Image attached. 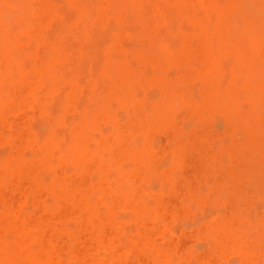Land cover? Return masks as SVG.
Returning <instances> with one entry per match:
<instances>
[{
    "label": "bare ground",
    "instance_id": "obj_1",
    "mask_svg": "<svg viewBox=\"0 0 264 264\" xmlns=\"http://www.w3.org/2000/svg\"><path fill=\"white\" fill-rule=\"evenodd\" d=\"M40 1L44 2L47 0H40ZM106 1L109 2V0H106ZM35 2H37V1H35ZM11 3L12 2H10V4ZM142 3H143V0H142ZM13 4H14V2H13ZM31 6H32V4H31ZM31 6H30V8H31ZM121 6H123V5L121 4L118 9H120ZM124 8H127V7L124 6ZM91 9H95V6H94V8L91 7ZM36 10L38 12H36L34 14V16H37V17L39 16L38 17L39 20L44 19L43 14L45 13V11L42 10V11H44V13L41 14V12H42L41 10H38V9H36ZM84 10L86 12V8ZM122 10H123V7H122ZM122 10L120 9L121 13H122ZM87 11L89 12L88 8H87ZM32 12H34V10H32L31 13ZM99 13H100V10H99ZM124 14H126V13H124ZM142 14H144V13H142ZM120 15L122 16L123 13ZM125 16L128 17V14L124 15L123 17H125ZM134 16H136V14ZM82 17H84V16H82ZM38 18L37 19L35 18V19L38 21L39 24L42 23L41 20L39 22ZM84 18H86V17H84ZM119 18H120V16H119ZM230 18L232 19L231 16H230ZM125 19H127V18H125ZM44 20H46V19H44ZM139 20H141V19H139ZM222 21H223V19H222ZM117 22H118V24H120L118 20H117ZM34 25H35V23H34ZM41 25H43V24H41ZM28 26L26 25L25 28H27ZM231 26H232V24H231ZM29 27H31V26H29ZM209 27H211V26H209ZM223 27H224V25H223ZM249 27H250V25H249ZM21 28L23 29V31H25L23 27H21ZM36 29H35V31H37ZM38 29H40V28L38 27ZM40 31L41 30H39V32ZM33 32H34V29H30V28L26 29V35H30ZM17 33H19V31ZM147 33H145V35ZM19 34H21V33H19ZM19 34H17V35H19ZM219 34H221V33H219ZM17 35L15 34L16 39L18 37V38H21V39H19V41L23 40L22 36L20 37V35L19 36H17ZM151 35H152V33H151ZM31 36H33V35H31ZM45 36H46V34H45ZM45 36H43V37H45ZM143 36L144 35L142 34V37ZM146 36L148 37L149 35H146ZM229 36H230V33H229ZM152 37H153V35L150 38H152ZM15 38L14 39L12 38L13 40L12 39L11 40L14 42ZM32 39H30V42H32L33 45H35L34 44L35 40H38L39 44L41 43L40 41H42V39L41 40L36 39V38L33 40ZM115 40H116V38H115ZM185 40H186V38H185ZM185 40H182V41H185ZM13 42L3 43L2 46L0 45L1 46L0 49L2 47L5 48L4 46L6 44L10 48L12 47L13 48V49L11 48L12 50L16 49V46H12ZM26 42L28 43V40ZM38 42H36V43H38ZM159 42H160V40H159ZM179 42L181 44V41H179ZM159 44L161 46L163 45V43H159ZM258 44L260 45V43H258ZM50 45L51 44H49L48 49H49ZM110 46H111V44H110ZM113 46H115V45H113ZM154 47H155V45H154ZM258 47H255V48H258ZM33 48H34V46H33ZM179 48L181 49L182 47L178 46V49ZM141 49H142V47L140 48V51H141ZM143 49L141 52H145V50H143ZM169 49H171V48L168 47V50ZM161 50L162 49L158 50L157 52H159V54L161 53V56H163V57H164V55H166L170 51V50L166 51V47L164 49L165 51L162 50L163 51L162 52ZM137 51H136V53H137ZM253 51H254V47H253ZM17 52H19V51H16V53ZM23 52L25 53L26 51L23 50ZM141 52H138V53H141ZM173 52H174V50H173ZM150 53H151V51H150ZM150 53H148V54L150 55ZM170 53H171V51H170ZM178 53L182 54L181 52L177 51V53H176L177 55H175V57L178 56ZM246 53H245V55L248 54V53L247 54ZM18 54H20V53H18ZM18 54H16L15 60L17 59V57H18L17 60H20L19 57H22L21 59H25V60H29V61L31 60V58L29 59V57H28V59L26 57L23 58V55H18ZM143 54L145 55V53H143ZM148 54H146V56ZM2 55H3L4 59H9L8 52L3 51ZM124 55H125V53H124ZM135 55L137 57H140L137 54H134V58H135ZM153 55H152V57L154 60H156V58H157L156 63L158 64L159 63L158 57L160 55H158V53H157V56L154 55L156 57H154ZM131 56H133V54H131ZM179 56L181 57V55H179ZM150 57H151V55H150ZM167 57L170 58L171 56H167ZM175 57H173V60L170 58L171 60L169 59V62H172V64H173ZM160 58H159V60H160ZM135 59H137V58H135ZM146 59H149V57H147ZM176 59L178 61V58H176ZM176 59H175V62H177ZM244 59H246V58H244ZM248 59H250V58H248ZM32 61L33 60H31V62ZM50 61H53V60H50ZM115 61H113V62H115ZM119 61L121 62V60H118V62ZM132 61H133V59H132ZM161 61H163V60H161ZM19 62L22 66V63H24L25 61L20 60ZM31 62H30V64H31ZM41 62L42 61H40V63H38V65L40 64L39 66L36 65L39 67V68H36L37 69L36 73L39 71V69H41V67L44 64V63L41 64ZM53 63H55V60ZM122 63H124V62H122ZM133 63L131 62V64H133ZM154 63L155 62H153L152 64H154ZM142 64H145V63H142ZM161 64L163 65V62H161ZM172 64L170 63V65H172ZM174 64H175V66H179L178 63H177V65H176V63H174ZM181 64L182 63H180V65ZM184 64H187V65H185V67L187 69L189 64L187 63V61H185ZM184 64H183V66H184ZM9 65H12V66H8V69L5 72V75L3 74L4 71H3V73L1 71V73L4 75V76H2L3 78L0 76V264H182L181 261H183L184 264H192L193 260H196V262H195L196 264H197V262H199L198 264H200V263L201 264H228L229 257L234 256V255L237 256V258L239 260V262L237 260V264H264V245H263L264 239L263 238L261 239V237H264V232H257L256 229H258V227L255 228L256 227L255 225H252L253 226L252 227L250 224H246L247 226L250 225L252 227L251 228L249 226L250 229H252V230L254 229L253 231L248 229L250 231V233L256 231V234L255 233L254 234H255V236L257 235L258 238L255 237L253 233H252L253 235L248 233L249 231H247V230L245 232H247L248 234L245 233V236H244V234L242 236L241 233L244 232L242 230H245L244 225H243L245 223V218H249V217H245V218L242 217L241 220L244 219L243 220L244 223L240 221V223H242V226H243L242 230L239 229L236 231V227H238V225H239V219L241 218L240 216H238V214L240 212H242V211H240L237 214V210L240 209V208H237V206H238L237 204H239L240 200H242L240 202H243L242 197H244V196L239 194L240 196H237V197H240V199L237 201L238 203L236 202L235 198L232 196L233 195L232 192L234 191L236 193L235 190H237L236 189L237 187L235 185H234V188L231 187V188H233L232 189L233 191H231V193L228 192L231 194L230 197L228 194H226V193L224 194V192H223L224 196L225 195L228 196V198H226L227 200L224 198L222 200H225V201L222 202L221 198H223V197H220L219 194L216 195L217 193L215 194L216 195L215 197H212V198H215V200H216L217 196H219L218 197L219 199L217 201L221 200L220 203H221L222 207L224 206L226 209H224V207H223L222 210H224V212L220 211L221 209L219 210V212H222L223 214L222 213L218 214V211L216 210L218 215H215L214 217H212L208 220L205 219L206 221L203 219L201 220V218H198L200 216V214L198 216L194 217L192 215L191 211H189V209L183 203V201H186L187 199L191 198V197L190 198L187 197L185 200L183 198V195L190 188H193V186H194L193 176H196L199 173V171H202V172L205 171V169H206L205 160H207V159H214V160L218 159L219 160V158L217 157L218 153L216 152V154H214L209 149L207 142L202 141V139L198 135L199 133L201 134V132H199V133L195 132V130L197 128H195V130L190 132L188 135L186 133V135H183L182 138H181V136L179 137V138H181V141L179 142V144L176 147V153H175L176 156H174L175 154L173 151V150H175V148H173V145H171V144L169 145L168 143H165L163 145V147L160 149V152L158 151L157 153H155L157 150H155V151H153L154 149L152 150L151 143H149L150 140L146 141V138H148L147 136H149L152 133L163 130V128H166V126L169 128L168 132L171 135H173V134H175L174 136L181 135L179 129L177 130V128H175V126L171 124V123L174 124L178 118L175 116L172 118V116H173L172 115L171 120H169V119L165 120V118L163 119V115L161 116L160 113H155L157 110H159V111H161V110L158 109V106L155 105V103L153 104L151 102H150L151 107L153 106V108H154V106H156L157 109H155L156 107L154 109H152L150 107L149 112L151 110H153L155 112L151 111L152 114H150L151 116H149V112H146V109H145V106L147 104V103H145V100L143 99L145 105L140 100H135L134 102L131 103L132 106H129V110H127V113L129 114V111H132L136 115L135 116L132 115L131 120L126 125H124L122 127L116 126L117 129H115L114 125H113V127L112 126L108 127L111 124L106 123V125H105V124H103V122H116V117H115L116 113L113 110H110L108 103H109V101H111L110 102L111 104H115L116 102L119 105L124 104L125 102L123 101V97L125 95L123 96L121 93V96H120L118 94L122 90H125V89H122L117 94L114 93V90L113 91L109 90V95H108V93L105 92V95H108L109 97L105 98V95H104L105 99L99 98V100L100 99L102 100V105L100 102V105H98V107H96V109L101 107V106H103V107L99 108V110H97V111H95V109H94L92 111V113H91L90 108H89L90 114L87 113L88 112L87 108L85 110H83V112H82L81 111L82 108L80 107L81 105L77 104L80 112L75 111L77 114L76 113L75 114L71 113V114H73L76 117V119H78V118L80 119V117H81L80 114L82 112V115L84 117L82 116L81 121L76 122V123H75L76 119L74 117V120L70 121L72 125L71 124L69 125L70 122H66V120L63 118L59 119V121L62 122L64 125H66V127L69 129V130H67L65 127H63L64 130L59 132L60 130H58V129H60L61 127L58 128V126H55L54 124L49 122V120L47 121V123L49 125H47L46 121H44L46 119V115H47L48 116L47 118H51L50 120H53L52 122H58L57 120H54V118H52V116H50L48 114V112L44 113V105L46 102V97L44 96V92H48V91L46 88H44V84L41 80H39L38 78L32 79L35 75L39 76L40 73L39 74L35 73V75L33 76L32 74H30L31 69L28 70L29 72L23 71V69L27 66L26 63L23 66L24 68L22 67V69H20L19 71H18V68L20 66H14L13 63L9 64ZM119 65H122V64H119ZM127 65L125 66V68L127 67ZM158 65H160V64H158ZM30 66H27V67L30 68ZM163 66L166 67V65H163ZM163 66H162V68H163ZM2 67H4V66H2ZM15 67H16V69H15ZM109 67H110V65H109ZM130 67H132V66H130ZM185 67H183V69L185 71V72H182L183 75H180L181 72L178 71V73L176 74L178 76H176V78L180 79V81L182 82L181 79L184 76L185 78H183V83H185V82L188 83L189 81L192 82L194 80V76L191 75L190 73H189L190 75L187 74V76H185L184 73H188V72H186ZM137 68H138V66H137ZM51 69H53V68L51 67L50 70ZM107 69H108V67H107ZM165 69L164 68L161 69V67L159 69H157V72H159L158 70H160L161 74L158 73V76L154 77V80L160 82L163 85V87H162V85H160V83L158 85L156 84L157 82L154 83V86L155 85L161 86V89L158 87V89H160V91L162 89H164L166 86V88L164 89L166 94L163 91H161V92H163L162 95L164 94L166 96V98H164L165 96L163 95V98L161 100L164 101L165 104L167 102H169L170 104H173L172 102L174 100H172V99L174 97L172 98L171 95L174 94L173 93L174 91L172 90V93H171V91H169V88H171V86L173 84L172 88L175 89V91L177 88H179L178 92H180L181 94L178 93V95L183 96V98L180 96L182 98L181 99L182 101L180 100V102H182L183 105L181 103H179L178 98H180V97L177 96V91H176L175 96H177V97L174 98L176 103L171 106L172 110H174L173 108H174V106H176V104H177V106L182 105L180 107L188 116L199 117L202 113H200V110L195 106L194 101L189 99L190 95L187 96V95L183 94V92H185V90H186V86H185L186 83L185 84H183V83L176 84L175 82L178 83V81L176 78H173V81L174 80H176V81H174V83H172L171 82L172 79L171 80L168 79L169 82H171V84L168 82V85H166L168 80L167 79L164 80L165 78H164L163 74L165 75L164 72L169 71V70H165ZM113 70H115V69H113ZM121 70L123 73H125V69L123 70L121 68ZM153 70L155 71L156 69L154 68ZM17 71H18V76H17L18 78H16V76H14L15 77L14 78L12 75L14 74V72H15V75H17L16 74ZM134 71H136V70H134ZM134 71H133V73H135ZM45 72H47V70ZM116 72H117V70H116ZM130 72L132 73V69L130 70ZM6 73H7V75H6ZM31 73H34V72L32 71ZM52 73H53V71H52ZM52 73H50V75ZM126 73H125V75L127 76ZM135 74L137 75V71ZM167 74L168 73H166V75ZM111 75H113V72ZM116 75H119V74H116ZM179 75L181 76V78H179ZM231 75H232V73H231ZM11 76L14 79H12ZM122 76H124V75H122ZM132 76H131V78H132ZM160 76L163 77L164 79L161 78ZM44 77H47L46 73H45ZM137 77H138V75L135 76L134 78H137ZM166 77L168 78V76H166ZM141 78H144V77H141ZM123 79H124V77H123ZM47 80H49V77L47 78ZM144 80L145 79H142V82ZM253 81H255V80L253 79ZM6 82H7V84H6ZM196 82L198 84H201V82H199L198 80ZM175 84H176L177 88H175L176 87ZM181 84L183 86H185L184 91H182L184 89V87H178V85H181ZM217 84H221V82L217 83ZM244 84H246V83L244 82ZM6 85H8V86L6 87ZM107 85L110 86V84H107ZM253 85H254L253 89L250 88V94H248L249 95V97H248L249 99H247L248 104H249V102L251 103V99L255 98V96L258 97L257 94H260L264 90L262 88V85H263V82H262L259 86L263 90L261 89L260 93L259 92L257 94L254 93V97H252L250 99V97L253 96V92H256V91H254V90H256V89H254L255 84H253ZM9 86L10 87L12 86L11 87L12 89L9 88ZM105 86H106V84H105ZM126 86H128V85H126ZM126 86L124 85V87L123 86L122 87L125 88ZM167 86H169L168 90H167ZM100 87H102V86H100ZM222 87H224V86H222ZM130 88L132 89V87H130ZM180 88H182V89L180 90ZM215 88H217V86ZM245 88H246V86H245ZM117 89L118 88H116L115 90L117 91ZM89 90H90V88H89ZM104 90H106V89H104ZM235 90H237V89H235ZM205 91H204V93H206ZM240 91H242V90H240ZM89 92H91V91H89ZM92 92H93V90H92ZM123 92H124V94L127 93V91H126V93H125V91H123ZM168 92H169V94H168ZM224 92L225 91H223V94H224ZM246 92H244V93H246ZM100 93H102V92H100ZM170 93H171V95H170ZM168 95H170L169 98H167ZM213 95H215V94H212V96ZM222 95L218 94L215 96H217V99L219 100L221 98L220 96H222ZM262 95H263V93H262ZM89 96H90L89 100H91V98H93V96H91V95H89ZM172 96H174V95H172ZM80 97H82V96H80ZM100 97H101V95H100ZM224 97L225 96L223 95V98ZM227 97L229 99L231 98L230 96H227ZM49 98H50V96H49ZM170 98H171V102L168 101V100H170ZM203 98H202V100H203ZM67 99H69V96H68V98H67V96L64 97V103H63L64 108H67V105L69 104L68 102H70V101H68L67 102L68 104H65ZM106 99H109L108 102L105 101ZM211 99H209L208 101H210ZM217 99L215 100V102L217 101ZM72 100L73 99H71V101ZM81 100L82 99H80L79 101H81ZM220 100H222V99H220ZM226 100L224 101V104H225ZM261 100L256 101L259 112L264 111V110H262V108L264 106V104L262 103L264 101V98H263L262 102H261ZM132 101H133V99H132ZM229 101H231V100H229ZM177 102L179 103V105ZM218 102H216V103L218 105H220L221 102L220 101H218ZM260 102H261V104H260ZM73 103H75V102H73ZM89 103H92V102H89ZM128 103H129V101H128ZM222 103H223V101H222ZM227 103L229 104V102H227ZM117 104H115V105H117ZM170 104L169 105L167 104V105L170 106ZM231 104L232 103H230V105ZM259 104L260 105L263 104L262 108H260L261 106L260 107L258 106ZM201 105L203 106V104H201ZM221 105H223V104H221ZM70 106L72 107L73 105H70ZM82 106H84V105H82ZM89 106H90V104H89ZM211 106H214V104L213 105L211 104ZM236 106H237V104H236ZM239 106H237V108ZM171 107H169V108L171 109ZM214 107H216V106H214ZM224 107L225 106H223V108ZM217 108H219V107H217ZM27 109L32 110L35 115H39V116L43 115V113H44V116H41V117L38 116V118L36 120L35 117H31L26 113ZM234 109H236V108H234ZM228 110H230V109H228ZM228 110H226V112ZM239 110H241V108L236 110V111L238 112ZM84 112H86L87 114L85 115ZM93 112H95V114H93ZM221 112H222V110H221ZM78 113H80V114L78 115ZM175 113H177V112H174V115H175ZM209 113L210 112H205L202 115L205 114L206 118H207L208 115H212V114L214 115L216 112L210 113V114ZM228 113H230V111H228ZM233 113L234 112H232V115L234 116ZM250 113L252 115L249 116L248 114H250ZM250 113H248L247 116H242L243 114L240 116H242L244 119H246L247 123H248V121H249L248 119H250V117H252V118L256 117V116H254L255 113H253V112H250ZM128 114L126 115L125 118H130L128 116ZM228 115H230V114H228ZM61 116L59 115V118ZM86 116H88V117H86ZM223 116L224 115H222V117ZM236 116H237V114L235 115L234 119H236ZM247 117H248V119H247ZM263 117H264V114L262 115V119H263ZM239 118H241V117H239ZM127 120H129V119H127ZM168 120H169V123L166 122ZM231 120H233V118ZM255 120L257 121V118H255ZM37 121H41L43 124L45 123L47 125L46 126L47 130L44 131V132H46V135L44 132H43L44 134H41V132H40V134H39V132H37V133L35 132V130H34L35 124L33 126V123H35ZM195 121H197L198 123L201 124L200 120H195ZM232 122H234V120ZM223 123H224V121H223ZM236 123H238V121L235 122V124ZM247 123H245V126L248 125ZM100 124H101V126L103 125L102 127L106 126L107 128L104 127L103 130L101 129L102 133L105 135L100 134L101 136L99 137L97 131H99ZM249 125L251 126V124H249ZM51 126H52V128H51ZM53 127L56 129L51 130V129H53ZM108 128H111L112 132H109L110 130ZM239 128L241 129V127H239ZM105 129H107L106 130L107 132H105ZM257 129L260 130V128H257ZM66 130H67V132H66ZM235 130H236V127H235ZM237 130H239V129H237ZM244 130H245V128H244ZM36 131H39V130L36 129ZM58 132L61 135L60 137L63 139L62 141L55 134ZM93 132L97 133L96 137L98 136V140H97L98 146L96 148H93V147H95L94 144H96V143H94L95 139L93 137ZM249 132H251V131H249ZM261 132H262V130H261ZM61 133H63V134H61ZM210 133H211V130L209 133H206V134H210ZM234 133H235V131H234ZM234 133H232L230 138L232 136H235ZM258 133H259V131H258ZM166 134H163V135H166ZM253 134H255V133H253ZM62 135L67 136V137H65L66 141L64 140V137H62ZM140 135H142L143 137L142 136L140 137ZM228 136H226V137H228ZM68 137L69 138L71 137V139L68 140ZM144 137H146V138H144ZM158 137H156V138H158ZM206 137H207V135H206ZM137 138H138V140H137ZM132 139H133V141H132ZM135 139L137 141H140L141 145L140 144L137 145L136 144L137 141H134ZM143 139H145L144 142H142ZM171 140H169V141H171ZM174 140H177V138L173 139V141ZM69 141H70V143H69ZM153 141L155 142V137H154ZM65 142H67L68 144L66 145ZM133 142H135V143H133ZM229 142H230V139H229ZM232 142H233V140H232ZM90 143L92 145H90ZM129 143H133V145L129 144ZM214 144H216V143H214ZM221 144L222 143H219V145H221ZM230 144H231V142H230ZM261 145L262 144L260 143V146ZM171 146H172V153H173L172 156H174L175 158H172L171 156L170 157L172 159H176V160H174L172 163H170L171 160L169 159L168 163L167 162L166 163H167V166L170 165V167L168 166V168L165 169V167H167V166H165L166 164H165L164 157H163L164 161L161 159V161H163L162 163L158 164V161L160 159V154L168 152L169 150L171 151ZM130 147H132V148H130ZM213 147H211V148H213ZM222 147H223V145H222ZM244 148H241V149H243V151H244ZM237 149H239V148H237ZM241 149H240L241 152L238 150L239 153H242ZM260 149H261V147H260ZM215 151H218V150L216 149ZM220 151H218V152H220ZM246 153H248V152H246ZM178 155H180V158H179L180 161L178 159ZM244 155H245V153H244ZM235 156H236V154H235ZM238 156L241 157V159H245V158H242V156H240V154L239 155L237 154V157H235V158H238ZM247 156H249V155H246V157ZM221 158H222V156H221ZM262 158L264 160V157H262ZM246 159L249 160L248 158H246ZM223 160H225V159H223ZM255 160H256V157H255ZM126 161L131 162L133 167L130 169L126 168V166H127L125 163ZM239 161L241 162L240 158H239ZM239 161H238V163H239ZM229 162H230V159H229ZM257 162H259V161H257ZM233 163H235V162H233ZM238 163L236 162L235 164L238 165ZM253 163H256V161L254 162V160H253ZM162 164L163 165L165 164L164 169L162 168L163 167ZM212 164H213V161H212ZM222 164L224 165V163H222ZM160 165H161V168H160ZM234 165L232 164L230 168H232V166H234ZM207 166H210L209 163H207ZM229 166H227V167H229ZM224 167L226 168V166H224ZM239 167H241V166H239ZM178 168H179V170H178ZM159 169L161 171H162V169L164 170L162 172V174L159 175V181L160 182L158 181V179L156 177L157 176L156 170L160 171ZM180 169H182L183 173H181L182 171ZM218 169H216V170H218ZM253 169H256V168H253ZM177 170L179 171V173L181 175L177 172ZM225 170H228V169L226 168ZM239 170L242 171V169H239ZM222 171H224V168ZM152 172H154V173H152ZM231 173H233V174L236 173L235 175H237V171L235 173H234V171ZM231 173H230V175L232 176ZM239 173H240V171H239ZM255 173L256 172H254V174ZM154 174H155V176H154ZM151 175H152V178L156 177V179L155 178L154 179L160 183V184H157L159 187V188H157V186L153 185V183H155L154 179L152 180V182L154 181L153 183L150 182L152 186H155L153 189L156 188L157 190L155 189V190L151 191L152 187L149 185L150 183L148 184V182L151 181V179H152ZM230 175L228 176V178L230 177ZM110 176H112V179L115 178V180H112L110 178ZM213 176H215V175H213ZM213 176H211V180H213L212 179V178H214ZM221 176H223V175H221ZM224 176L226 177V175H224ZM238 176H240V175H238ZM246 176L248 177V174ZM230 178L228 179V181L230 180ZM232 178H234V175ZM236 179L238 180L237 177H236ZM236 179L234 178V182ZM211 180L208 182L210 184L209 188L211 187V184H212ZM226 180L224 178V183ZM231 180H230L229 184L232 183ZM224 183H222V184H224ZM226 184L224 185L225 187H226ZM235 184H237V182ZM202 185H204V183ZM214 185H216V184H212V187ZM148 186H150V188ZM165 187H167V188H165ZM222 187H220V188H222ZM240 187H241V184H240ZM147 188H149L150 190H148ZM166 189H167V191H166ZM227 189H228V187H227ZM203 190H204V188H203ZM209 190H211V189H209ZM157 191H159V192H157ZM156 192H157V194H156ZM238 192H240V191L238 190ZM199 193H200V191H199ZM212 193L214 194V192H212ZM240 193H242V191ZM213 194H212V196H213ZM223 194L221 196H223ZM244 195H246V193ZM196 196H198V195H196ZM208 196L211 197V195L209 193H208ZM227 196H225V197H227ZM182 198H183V200H182ZM215 200H214V202L216 203ZM187 202H188V200H187ZM194 202L197 205H199L197 203V201L193 200L192 203H194ZM192 203L191 202L188 203L189 206L192 205ZM223 203H224V205H223ZM196 204H193L194 207ZM210 204L213 205V201ZM242 205H243V203H242ZM245 206L242 208V210L245 208ZM199 207H200V205L197 208H199ZM191 208H192V206H191ZM200 208L202 209V206ZM217 209H219V208H217ZM245 209H248V207ZM192 211H193V208H192ZM213 213H214V211H213ZM204 214H205V212H203V215ZM183 216H192L193 217L192 221H194L196 223L192 229L190 228L191 230H181L177 234V232L175 231V228L173 229V226L175 227L176 225H179L181 222L179 224H177L179 222L178 220H180V217H183ZM205 217H207V216H205ZM187 219L189 221H191V218L189 219V217H188ZM198 219H200V220H198ZM249 219H246V220L248 221ZM263 220H264V218H263ZM181 221L184 222V220H181ZM254 221H255V219H254ZM251 223L253 224V222H251ZM255 223H257V222H255ZM191 224H192V222H191ZM259 224L261 225L262 228H264V226H262L261 222ZM239 226H241V224ZM239 231H241V232H239ZM259 233L262 235L260 236ZM248 235H249L250 239L254 237L253 239H251L252 244H251V242L248 243L247 239H245V237ZM255 238H257L258 241L255 240ZM262 240H263V243H262ZM198 241L206 243L207 248L204 249L205 251H203V249H202V252H200L199 250H196L195 246H192V245H195L193 243L197 244ZM256 241L259 244V246L257 243L256 244L254 243ZM261 244L263 246V249L260 248ZM251 245H253V246L256 245V247H252ZM254 248H257V250ZM258 249H259V251H258ZM260 250H262L263 252L260 253ZM196 251H199V253Z\"/></svg>",
    "mask_w": 264,
    "mask_h": 264
},
{
    "label": "rangeland",
    "instance_id": "obj_2",
    "mask_svg": "<svg viewBox=\"0 0 264 264\" xmlns=\"http://www.w3.org/2000/svg\"><path fill=\"white\" fill-rule=\"evenodd\" d=\"M35 1H37L38 3ZM10 2H12V3L10 4ZM13 2H14V4H13ZM117 2L119 4L121 3L123 5L120 8L122 10V7H123V10H122L123 15L122 16L120 15V14H122L120 9H118L121 4L119 5ZM31 4H32V6H31ZM30 6H31V8H30ZM94 6H95V9H91V7L94 8ZM124 6H126L127 8H124ZM85 8H86V12L84 10ZM87 8H88L89 12L87 11ZM36 9L41 10V11L44 10L46 13L45 14L44 11L41 12V14L44 13L43 14L44 16L43 15L42 16L46 20L40 19L42 22L40 24L36 20L39 16L38 17L34 16V14L36 12H38ZM30 10L31 11L34 10V12H32L33 14L31 13ZM99 10H100V13H99ZM124 13H126V14H124ZM134 13L136 14L137 17L134 16L135 15ZM142 13H144V14H142ZM127 14H128V17L127 16L123 17L124 15H127ZM82 16H84L86 18H84ZM119 16H120V18H119ZM230 16L232 17V19L230 18ZM125 18H127V19H125ZM139 19H141V20H139ZM222 19H223V21H222ZM38 20H39V18H38ZM40 20H39V22H40ZM117 20L119 21L120 24H118ZM34 23H35V25H34ZM41 24H43V25H41ZM222 24L224 25V27ZM231 24H232V26H231ZM26 25L27 26L29 25L31 27L28 26L27 28H25ZM208 25L211 27H209ZM249 25H250V27H249ZM21 27H23L25 31H23V29ZM38 27L40 29H38ZM29 28L34 29V32L30 35H26V29H29ZM35 29L37 31H35ZM39 30H41V31L39 32ZM18 31L21 34L17 33ZM144 32L145 33L148 32L149 34L147 33L146 35H149L150 37L153 35V37L152 38H150L149 36L147 37ZM151 33H152V35H151ZM219 33H221V34H219ZM229 33H230V36H229ZM15 34L16 35L19 34L20 37L22 36L23 40L19 41V39H21V38H18V37L16 39ZM45 34H46V36H45ZM142 34L144 35L143 37H142ZM19 35H17V36H19ZM31 35H33V36H31ZM43 36H45L46 38ZM263 36H264V0H143V3H142V0H139V1L138 0H132V1L131 0H121V1L120 0H109V2H107L106 0H47L44 2H41L40 0H11V1L10 0H0V45L2 46L3 43H5V42L11 43V42H13L12 40L15 38L14 42L12 43V46H16V49L12 50L13 48L11 47L12 48L11 49L6 44L4 46L5 48L2 47L3 49L2 48L0 49V76L2 77L5 75V72L7 71L8 66H12L9 64H12V63L14 64V66H20L19 68L17 67L18 71L20 69H22V67L24 66L25 63L27 64V66L31 65L30 68L27 66L25 68L23 67L24 68L23 71L29 72L28 70L31 69L30 71L31 72L33 71L34 73L30 72V74H32L34 76L36 73V70H37L36 68H39L38 66L40 65V64L38 65V63H40V61H42L41 64L42 63H44V64H43V66L41 65L42 67L40 66L41 69H39V71L37 72L38 74L40 73L42 76L39 74V76L35 75L34 77L32 76L33 78L32 77L31 78L32 79L38 78L39 80H41L44 84V88L47 89L48 92H44V96L46 97V102L44 105V113L48 112V114L50 116H52V118H54V120H57L58 122H52L53 120H50L51 118H47L48 117L47 115H46L47 120L46 119L45 120L43 119V120L46 121V123L49 120V122H51L55 126H58V128L61 127L60 129H58V130H60L59 132L64 130L63 127H65L67 130H69L66 127V125H64L62 122L59 121V119L63 118L66 120V122H70L71 120H74L75 116L73 114L76 113L75 111L80 112L77 104L81 105L80 107L82 108V110H81L82 112H83V110H85L87 108V110H88L87 113L90 114V111L92 113V111L94 109H95V111H97V110H99V108L103 107V106H101V107L96 109V107H98V105H100V102L102 105L101 99L104 98L105 92L108 93V95H109V90L110 91L114 90V93L117 94L122 89H125V90H122L118 94L120 96H121V93L123 96L125 95L123 97V101L126 104L124 103L122 105H119L115 101L116 102L115 104H117V105H115V104H111L110 103L111 101H109L108 106L110 107V110H113L116 113V114L114 113L115 117H116V122H103V124H105V125H106V123L111 124L108 127H111V126L113 127V125H114L115 129H117L116 126L122 127V126L126 125L131 120V118H132L131 116L136 115L132 111H129V114L127 113V110H129V106H132L131 103L134 102L135 100H140L141 102H143L144 105H145V103H147L145 106L146 112H149L150 107H151V103H153V104L155 103V105H157L158 109H160L161 111H159V110H157L156 112L153 110H151V111L155 112V113H160L161 116L163 115V119L165 118V120L166 119L171 120L174 116L178 118L174 124L173 123H171V124L174 125L175 128H177V130L179 129L181 135H176V136H174L175 134L171 135L168 132L169 128L166 126V128H163V130L150 134L149 136H147L148 138L144 137V138H146V141L147 140L151 141V142L149 141V143H151L152 150L153 149H154L153 151L157 150L155 153H157L158 151L160 152V149L163 147V145L165 143H168L169 145L170 144L173 145V148H175V150H173L174 154H175L176 153V147L179 144V142L181 141L182 136L186 135V133L188 135L190 132L195 130V128H197L195 130V132H197V133L201 132V134L199 133L198 135L200 136L202 141L207 142L209 149L214 154H216V152L218 153V156L217 155L216 156L219 158V160L218 159H215V160L214 159H207V160H205V166H206L205 171L204 172L199 171V173L196 176H193V178H194L193 179L194 180L193 188H190L183 195V198L185 200L187 197L188 198L191 197V198L187 199L188 202L186 200V201H183V203L189 209V211H191V213L194 217L198 216L200 214V216L198 218H201V220L202 219L208 220V219L214 217L215 215L221 214L222 212H219L220 209H221L220 211L224 212V210H222L224 206L222 207L220 202L222 199L228 198L227 195H225L227 197L224 196L225 193L228 194L229 197L231 196L230 193H231V191H233L232 189L234 188V185H235L237 187L236 188L237 190L234 189L236 191V193L233 191L234 193L232 192V194H233L232 196L235 198L236 202L240 199V197H237V196H240L239 194L244 196V197H242L243 202H240V201H242V200H240L239 204H237L238 205L237 208H240L239 210H237V214L240 211H242V212H240L238 214V216L241 217L239 219V225L241 224V226L238 225V227H236V231L239 229L242 230L243 226H242V223H240V221L243 222V220H244V219L241 220L242 217L243 218H245V217L250 218V219L245 218V223L243 222L245 230H242L244 232L241 234H242V236H243V234L245 236V233L246 234L250 233V231L248 229H250V227L252 225H255L256 226L255 228L258 227V229H256L257 232H264V228H262L261 225L259 224L261 222L262 226H264V220H263V218H264V160L262 158V157H264V155H263L264 154V134H263L264 133V117L262 119V115L264 114V111L259 112V109H258L257 104H256V101H260L261 99L263 100V98H264V96H263L264 95V90H263L264 89V37ZM114 37L116 38V40ZM32 38L33 39L36 38L39 40L42 39V41H40L41 43L39 44L38 40H35V42H34L35 45H33V43L30 42V39H32ZM185 38H186V40H185ZM181 39L185 40V41H182ZM27 40H28V43L26 42ZM159 40H160V42H159ZM179 41H181V44ZM36 42H38V43H36ZM159 43H163V45L161 46ZM258 43H260V45ZM49 44H51V45L48 49ZM110 44H111V46H110ZM113 45H115V46H113ZM154 45H155V47H154ZM177 45L179 47H182V48L181 49L179 48L180 49L179 50ZM33 46H34V48H33ZM141 47H142V49L144 48L143 50H145V52H141L142 49L140 51ZM165 47H166V51L168 50V47L171 48L169 50L171 51L172 54L168 50L169 52L166 55H164V57H163V56H161V53L159 54V52H157V51L160 49L164 50ZM253 47H254V51H253ZM255 47H258V48H255ZM172 49L174 50V52ZM15 50L19 51V52L16 53ZM23 50L26 51L25 52L26 54L23 52ZM135 50L136 51L138 50L137 53ZM3 51L8 52L9 59L3 58V55H2ZM150 51H151V53H150ZM177 51L181 52L182 54L178 53V56L175 57V55H177L176 54ZM129 52L131 54H133V56H131V54ZM138 52H141V53H138ZM15 53L16 54L20 53L18 55H23V58L26 57L27 59L29 57V59L31 58V60H33V61L31 62V60L29 61V60L21 59L22 57H19L21 61H25L24 63H22V66H21V64L19 62L20 60H17L18 57L15 60V58H16ZM124 53H125V55H124ZM143 53H145V55ZM148 53H150L151 57ZM157 53H158V55H160L158 57V61H159L158 64H160L161 66L156 63L157 58H156V60H154L152 57L153 54L157 56ZM245 53L247 55H245ZM134 54H137L138 56H140V57H137L135 55V58H137L138 60L134 58ZM146 54H148V55L146 56ZM179 55H181V57ZM156 56H154V57H156ZM167 56H171L170 58L172 60H173V57H175V59L178 58V61L180 60L181 62L180 61L178 62L177 59H176L177 62H175V59H174L173 64H172V62H169L170 58H168ZM147 57H149V59H146ZM159 58H160V60H159ZM244 58H246V59H244ZM248 58H250V59H248ZM132 59H133V61H132ZM50 60H53V61H50ZM54 60H55V63H53ZM112 60L115 61L116 63L113 62ZM118 60H121V62L120 61L118 62ZM161 60H163V61H161ZM185 61H187V63L189 64L187 69L185 67V65H187V64H184ZM30 62H31V64H30ZM122 62H124L125 64ZM131 62L132 63L134 62V63L131 64ZM153 62H155L156 64L155 63L152 64ZM161 62H163V65H166V67L163 66L161 64ZM142 63H145V64H142ZM170 63L172 65H170ZM174 63H176V65L178 63L179 66H175ZM180 63H182V64L180 65ZM119 64H122V65H119ZM183 64H184V66H183ZM1 65L4 67H2ZM36 65H38V66H36ZM109 65H110V67H109ZM126 65H127V67L125 68ZM130 66H132V67H130ZM137 66H138V68H137ZM159 66L161 67V69L166 68L165 70H169L166 72L163 71L165 73V75H166V73H168L166 75V76H168V78L164 74H163V76L165 79L163 77H161L162 75L160 77L163 78L164 80H166V79L171 80L172 79L171 80L172 83H174V81H176V80L173 81V78H176V76H178V75H176L178 73V71L181 72L180 75H183L182 72H185L183 67H185L186 72H188V73H184L185 76H187V74L190 73L191 75L194 76V80L192 82L189 81L188 83L185 82L186 83L185 84V83H183V78H185L183 76L181 79L182 82L180 81V79L176 78L178 83L177 82H175V83L176 84H180V83L185 84L187 91L185 90V86H183L182 84H181L182 86L178 85V87H184V89L182 91L185 90V92H183V94L187 95V96L190 95L189 99L194 101V104L200 110V113L203 114L205 112H210V113L216 112L215 113L216 115L215 114L214 115L213 114L208 115L207 118H206L205 114L204 115L201 114L199 117L188 116L180 107L183 105L182 102H180V100L183 98V96L180 95L182 97L181 98L178 95V93H180V92H178L179 88H177L176 84H175L176 87L175 86L174 87L178 89V90L176 89L177 96L180 97V98H178V100H179V103H181L182 105L177 106V104H176V106H174V108H173L174 110H172L171 106L176 103L174 98L177 97V96H175V94H176L175 89L172 88L173 84L171 86L172 89L169 88V91H171V93H172V90L174 91L173 92L174 94H172L174 96H172L170 93L171 97L172 98L174 97L172 99V100H174L172 102L173 104H170L169 102H167L165 104L164 101H162L161 99L163 98V95H164V94L162 95V93L163 92L165 93L164 89L166 88V86L164 89L161 90L163 92H161L160 91V89H161L160 85H162V84L160 82L154 80V77L158 76V73H160V70H158L159 72H157V69L160 68ZM162 66H163V68H162ZM51 67L55 70L54 71L53 69H51L53 71V73L50 70ZM107 67H108V69H107ZM121 68L123 70L125 69V73L127 72L126 73L127 76L125 75V73L122 72ZM154 68L156 69L155 71L153 70ZM15 69H16V67H15ZM113 69H115V70H113ZM131 69H132V73L130 72ZM46 70H47V72H45ZM116 70H117V72H116ZM134 70L137 71V75H138L137 78L138 79L134 78L135 76H137L135 74L136 71H134ZM1 71H2V73L4 71V73H3L4 75L1 73ZM18 71L16 72L17 75H15V72H14V74L12 73L13 74L12 76L13 77L16 76V78H18L17 77ZM133 71L135 73H133ZM112 72H113V75H111ZM45 73L47 74V77H44ZM50 73H52V74L50 75ZM115 73L119 74V75H116ZM231 73H232V75H231ZM6 75H7V73H6ZM122 75H124V76H122ZM180 75H179V78H181ZM12 76H11V78H12ZM131 76H132V78H131ZM48 77H49V80H47ZM123 77H124V79H123ZM141 77H144V78H141ZM14 78H12V79H14ZM142 79H145V80L142 82ZM253 79L255 81H253ZM169 80L167 81V83L165 82L166 85H168ZM197 80L199 82H201V84H198L196 82ZM171 82H169V83L171 84ZM220 82H221V84H217ZM244 82L246 84H244ZM262 82H263V85H262L263 89L260 88V86H259ZM154 83H156L157 85L160 83V85L154 86ZM6 84H7V82H6ZM105 84L107 87L105 86ZM107 84H110V86ZM253 84H255L254 89H256V90H254V91H256V92H253V96H251L250 99L252 97H254V93H256V94L258 92L260 93L261 89L263 91L260 94H257L258 97L255 96V98L251 99V103L249 102V104H248V102H247L248 101L247 99H249L248 94H250V88L253 89V86H254ZM8 85H6V87ZM121 85L123 87H124V85L125 86L128 85V86L123 88ZM100 86H102V87H100ZM169 86H167V90H168ZM216 86H217V88H215ZM222 86H224V87H222ZM245 86H246V88H245ZM11 87L9 86V88H11ZM130 87H132V89ZM158 87L160 89H158ZM162 87H163V85H162ZM218 87L219 88L221 87V88L219 89ZM89 88H90V90H89ZM116 88H118L117 91L115 90ZM234 88L237 90H235ZM104 89H106V90H104ZM181 89L182 88H180V90ZM92 90H93V92H92ZM240 90H242L243 92ZM89 91H91V92H89ZM123 91H125V93L127 91V93H126L127 95L124 94ZM204 91L206 93H204ZM223 91H225L224 94H223ZM100 92H102V93H100ZM244 92H246L247 94ZM262 93H263V95H262ZM168 94H169V92H168ZM212 94H215V95H218V94L222 95L223 94L225 97L223 98V95H222V96H220L221 97L220 99H222V100H220V99L218 100L217 96H215V95L212 96ZM48 95L50 96V98ZM89 95L93 96V98H91V100H89L90 99ZM100 95H101V97H100ZM108 95H105V98H108L109 97ZM170 95H168L167 98H169ZM66 96H67V98L69 96V99L66 100L65 104H68V103L69 104L67 105V108H64L63 103H64V97H66ZM80 96H82V97H80ZM227 96H230L231 98L229 99ZM99 98H101V99L99 100ZM164 98H166V96ZM202 98L204 101L202 100ZM215 98L217 99L216 102L220 101L221 104H223V105H221V104L218 105L215 102V100H216ZM71 99H73L72 101L75 103H73L71 101ZM80 99H82V100L79 101ZM132 99H133V101H132ZM143 99L145 100V103H144ZM209 99H211V100L208 101ZM108 100L109 99H106L105 101L108 102ZM127 100L129 101V103ZM225 100H226V102L224 104ZM229 100H231V101L233 100V101L231 102ZM262 100H261V102H262ZM68 101H70V102H68ZM168 101L171 102V98ZM222 101H223V103H222ZM89 102H92V103H89ZM227 102H229V104ZM261 102H260V104H261ZM88 103L90 104L91 107L89 106ZM179 103H178V105H179ZM230 103H232V104L230 105ZM262 103L264 104V101ZM167 104L168 105L170 104V106H168ZM201 104H203V106ZM211 104L212 105L214 104V106H216V107L211 106ZM236 104H237V106H239L241 104L239 106L241 108V110H239L238 112L236 110H238L240 108L239 107L237 108ZM260 104L258 106L259 107L261 106L260 108H262L263 104L262 105H260ZM70 105H73V106L71 107ZM82 105H84L85 107ZM223 106H225V107L223 108ZM155 107L156 106H154V108ZM169 107H171V109ZM217 107H219V108H217ZM89 108H90V111H89ZM151 108L154 109L153 106ZM234 108H236V109H234ZM263 108H264V106H263ZM263 108H262V110H264ZM155 109H157V107ZM228 109H230V110H228ZM221 110H222V112H221ZM226 110L230 111V113H228V111L226 112ZM151 111L149 112V116H151L150 114H152ZM82 112H81V114L78 113V115L80 114V116H81V117L79 116L80 119L79 118L76 119V117H75V119H76L75 123L81 121L82 116H83ZM174 112H177V113H175V115H174ZM232 112H234L233 113L234 116L232 115ZM250 112L255 113L254 116H256V117H253V118L250 117V119H248V117H247V119L249 120L247 123V120L244 119L242 116H247V114ZM26 113L31 117H35L36 120L39 116V115H35L32 110H28V109L26 110ZM44 113L41 116H44ZM71 113H73V114H71ZM84 113H85V115L87 114L86 112H84ZM227 113L230 115H228ZM93 114H95V112H93ZM127 114L130 118H125ZM221 114L224 116L222 117ZM236 114H237L236 119H234ZM59 115L60 116L62 115V116L59 118ZM240 115H242V116H240ZM248 115L250 116L252 114L250 113ZM41 116H39V117H41ZM171 116H172V118H171ZM86 117H88V116H86ZM239 117H241V118H239ZM232 118H233L234 122H232L233 121V120H231ZM255 118H257V121L255 120ZM127 119H129V120H127ZM169 120L166 122L169 123ZM195 120H200L201 124ZM222 120L224 121V123ZM237 121H238V123L235 124V122H237ZM245 123H247L248 125L245 126ZM34 124H35V128L37 130H39V131H36V129L33 127L36 133L39 132V134H40V132H41V134L45 133V135H46V132H44V131L47 130L46 126L49 125L48 123L46 125L45 123L43 124L41 121H37V122L33 123V126H34ZM70 124H71V122L69 123V125ZM249 124H251V126ZM241 125L242 126L244 125V126L242 127ZM102 126L100 124L99 131H97L99 137L101 136L100 134H103L101 129L103 130L104 127L107 128L106 126H104V127H102ZM235 127H236V130H235ZM239 127H241V129ZM51 128H52V126H51ZM244 128H245V130H244ZM257 128H260V130H258ZM54 129H56V128L53 127V129H51V130H54ZM108 129L110 130L109 132H112L111 128H108ZM237 129H239L240 131ZM67 130H66V132H67ZM106 130L107 129H105V132H107ZM210 130H211V133L206 134V133H209ZM261 130H262V132H261ZM234 131L236 134L234 133ZM249 131H251L252 133ZM258 131H259V133H258ZM59 132L55 133V134L62 141L63 139L60 137L61 135L59 134ZM232 133H234L235 136H232L230 138ZM253 133H255V134H253ZM61 134H63V133H61ZM96 134H97L96 132H93V137L95 139V141L94 140L93 141H94V143L97 144L98 136L96 137ZM163 134H166V135H163ZM103 135H105V134H103ZM206 135H207V137H206ZM141 136L142 135H140V137ZM180 136H181V138H179ZM226 136H228V137H226ZM62 137H64V140H65L66 139L65 137H67V136L62 135ZM154 137H155V142L153 141ZM156 137H158V138H156ZM176 138H177V140L173 141V139H176ZM69 139H71V137L70 138L68 137V140ZM168 139L169 140L172 139V140L169 141ZM229 139H230L231 144L229 142ZM137 140H138V138H137ZM137 140L135 139L134 141H137ZM144 140L145 139H143L142 142H144ZM232 140H233V142H232ZM132 141H133V139H132ZM67 142H65L66 145L68 144ZM69 143H70V141H69ZM133 143H135V142H133ZM133 143H129V144L133 145ZM140 143H141L140 141L136 142L137 145H139ZM214 143H216V144H214ZM219 143H222V144L219 145ZM260 143L262 144L261 146H260ZM96 144H94L95 147H93V148H96L98 146V144L97 145ZM256 144L257 145L259 144V145L257 146ZM90 145H92V144L90 143ZM222 145H223V147H222ZM211 147H213V148H211ZM260 147H261V149H260ZM130 148H132V147H130ZM237 148H239V149H237ZM241 148H244V151ZM214 149L215 150L217 149L218 151L221 150L222 152L221 151L220 152L215 151ZM240 149L242 150L243 154L239 153ZM246 152H248V153H246ZM244 153H245V155H244ZM172 154L173 153H172V146H171V151L169 150L168 152L160 154V159L158 161V164L162 163L164 161V159H165V164H166V165L164 164L165 166H167L169 159L171 160L170 163H172L174 160H176V159H172V158H175L174 156H176V154L174 156H172ZM235 154H236V156H235ZM237 154L238 155L240 154V156H242V158H245V159H241V157H239V156H238V158H235V157H237ZM246 155H249V156L246 157ZM221 156H222V158H221ZM254 156L256 157V160H255ZM163 157H164V159H163ZM179 158H180V155H178V159ZM239 158H240L242 163L239 161ZM246 158H248L249 160H247ZM161 159L163 161H161ZM223 159H225V160H223ZM229 159H230V162H229ZM211 160L213 161V164H212ZM253 160H254V162L256 161V163H253ZM179 161H180V159H179ZM238 161H239V163H238ZM257 161H259V162H257ZM233 162H235V163L237 162L238 165H236ZM125 163L127 165L126 168H128V169L133 167L131 162L126 161ZM207 163H209L210 166H207ZM222 163H224V165ZM230 164L231 165L235 164V165L232 166V168H230L231 167ZM164 165L162 167L163 169L165 167ZM168 166L170 167V165H168ZM168 166L165 167V169L168 168ZM224 166H226V168L228 170H225L226 168ZM227 166H229V167H227ZM239 166H241V167H239ZM160 168H161V165H160ZM223 168H224V171H222ZM253 168H256V169H253ZM163 169H162V171L160 169H159L160 171L156 170V174H157L156 177H157L158 181H159V175L162 174V172L164 171ZM216 169H218V170H216ZM239 169H242L243 172ZM178 170H179V168H178ZM178 170H177V172L179 173ZM180 170L182 171V169H180ZM235 170L237 171V175H235L236 174ZM233 171L235 174L231 173ZM239 171H240V173H239ZM254 172H256V173L254 174ZM152 173H154V172H152ZM181 173H183V171ZM230 173L232 174V176L230 175ZM247 174H248V177L246 176ZM213 175H215V176H213ZM221 175H223V176H221ZM224 175H226V177ZM229 175L231 177V178L229 177L230 180L232 179L231 180L232 185L229 184L230 180L228 181ZM233 175H234L235 179H236V177L238 178V180L236 179L235 182H234V178H232ZM238 175H240V176H238ZM154 176H155V174H154ZM211 176L214 177V178H212L213 180H211ZM156 177H154V178L156 179ZM110 178L112 179V176H110ZM151 178H152V175H151ZM154 178H152L151 181L148 182V184L150 182H152V180ZM224 178H225V180L227 179L225 181V183H224ZM155 179H154V181L156 184L153 183L154 181L152 183H153V185L157 186V188H159L157 184H160L159 183L160 181L158 182ZM112 180H115V178ZM210 180H211L212 184H216V185H214L212 187V184H211V187L209 188L210 184L208 182ZM236 182H237V184H235ZM203 183H204V185H202ZM222 183H224V184H222ZM225 184H226V187L224 186ZM240 184H241V187H240ZM149 185L152 187L151 191L156 189V188L153 189L155 186H152L151 183ZM150 186H148V187L150 188ZM219 186L220 187L223 186V187L220 188ZM227 187H228V189H227ZM231 187H233V188H231ZM149 188H147V189L150 190ZM165 188H167V187H165ZM203 188L205 191L203 190ZM209 189H211V190H209ZM238 190L240 192L242 191V193L238 192ZM159 191H157V192H159ZM166 191H167V189H166ZM199 191H200V193H199ZM157 192H156V194H157ZM212 192H214V194ZM223 192H224V194H223ZM228 192H230V193H228ZM208 193L211 195V197L208 196ZM245 193H246V195H244ZM212 194H213V196H212ZM215 194L216 195L219 194V196L223 197V198H221L220 201H217L219 199L218 198L219 196H217L216 200H215V198H212V197L216 196ZM222 194H223V196H221ZM196 195H198V196H196ZM183 198H182V200H183ZM213 199L216 201V203L214 202ZM193 200L197 201V203L200 205V207L202 206V209L200 207L197 208L199 205H197L195 202L192 203ZM212 201H213V205L210 204ZM223 201H225V200H222V202ZM190 202L192 203V205L189 206L188 203H190ZM242 203H243V205H242ZM193 204H196L195 207ZM223 205H224V203H223ZM191 206L193 208V211H192ZM244 206H245V208L248 207L249 210L245 209V208L242 210V208ZM217 208H219V209H217ZM224 209H226V208L224 207ZM216 210L218 211V214H217ZM213 211H214V213H213ZM203 212H205L204 215L207 217H205L203 215ZM188 217H189V219L191 218V221H189L187 219ZM192 218H193L192 216L180 217V220H178L179 222L178 223L176 222V223L177 224H179L180 222L181 223L179 225L175 224L176 226L175 227L173 226V229L175 228V231L177 232V234L181 230H191L195 226V223H196V222L192 221L193 220ZM246 219H249V220L247 221ZM254 219H255V221H254ZM181 220H184V222ZM198 220H200V219H198ZM191 222H192V224H191ZM251 222H253V224ZM255 222H257V223H255ZM246 224H250L251 226L250 225L247 226ZM246 230L249 232L248 233L245 232ZM250 230L253 231L254 229L253 230L250 229ZM239 232H241V231H239ZM252 233L256 234V231H254ZM252 233H250V234H252ZM255 234H254V236H255ZM261 235L262 234H260V236ZM248 237H249V235L246 236L245 239H247L248 243H250L251 239H253L254 237L251 239H250V237L249 238ZM255 237H257V235ZM257 238H255V240L258 241ZM262 238L264 239V237H261V239ZM257 241L254 243L256 244ZM262 243H263V240H262ZM193 244H195V245H192V246H195L196 250H199L200 252H202V249H203V251H205L204 249L207 248V245L205 242L198 241L197 244L196 243H193ZM251 244H252V242H251ZM251 246L256 247V245L255 246L251 245ZM258 246H259V244H258ZM260 248L263 249L262 244L260 245ZM254 249L257 250V248H254ZM199 251H196V252L199 253ZM258 251H259V249H258ZM261 252H263V251L260 250V253ZM237 260H238L237 256H235V255L230 256L228 264H237ZM181 262H182V264H184L183 261H181ZM193 262L195 263L196 260H193L192 264H194ZM238 262H239V260H238ZM198 263L199 262H197V264Z\"/></svg>",
    "mask_w": 264,
    "mask_h": 264
}]
</instances>
